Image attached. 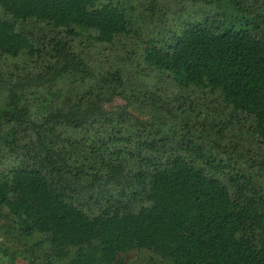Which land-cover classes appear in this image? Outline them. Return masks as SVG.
Returning <instances> with one entry per match:
<instances>
[{"label":"trees","instance_id":"1","mask_svg":"<svg viewBox=\"0 0 264 264\" xmlns=\"http://www.w3.org/2000/svg\"><path fill=\"white\" fill-rule=\"evenodd\" d=\"M131 8L0 0V60L21 58L0 64V211L20 221L13 234L39 233L56 258L95 242L104 264L131 250L171 264H264V0ZM136 30L140 75L154 78L137 93L150 108L153 93L176 103L148 119L127 111L119 67L89 51ZM71 70L77 78L33 118L29 97ZM187 91L212 97L201 123ZM116 96L124 104L106 108ZM8 244L7 264H40L18 263Z\"/></svg>","mask_w":264,"mask_h":264},{"label":"rangeland","instance_id":"2","mask_svg":"<svg viewBox=\"0 0 264 264\" xmlns=\"http://www.w3.org/2000/svg\"><path fill=\"white\" fill-rule=\"evenodd\" d=\"M125 7L131 8L130 14L138 13L139 0H123ZM155 23V22H154ZM145 32V31H144ZM142 35L141 33L133 32L128 36L122 38L120 41L114 42L111 46L106 47L104 50H97V47H92L89 49L90 55L96 59L94 64H98V61L103 60L105 64H112L113 66H118L123 72V78L129 86L127 87L129 91V99L133 102V105L127 107L132 115L137 116L140 119H148L150 113L153 110L152 107H162L169 108L170 112L174 111L175 101L166 99L164 94H152L153 106L150 108L145 102V98L141 97L139 90H145L141 82L147 83V89L154 85L153 74L149 77L140 75V65L139 53L141 49V43L137 38ZM19 58L6 57L0 60V64L5 66L7 69L13 68L14 65L20 64ZM77 78V73L75 70H71L63 74L60 78L55 80L51 84H45L39 87L34 95L29 97L30 110L33 118H38L43 112L46 111L50 103L55 102L57 98L63 93L65 88ZM170 87L168 88L169 91ZM131 91L136 92L135 100L134 96H131ZM167 92V90H166ZM168 93V92H167ZM185 95L189 96L191 99L190 104L192 108L199 111L198 122L201 123L203 119L201 114L204 113L205 107L201 105L202 102H209L212 99L211 96L202 97L199 91L188 92ZM124 104V99L116 96L110 103L106 105V108L114 107L116 105ZM213 106L214 103H206V106ZM159 116H165L159 110L156 111ZM160 112V113H158ZM175 114V112H174ZM179 114V113H178ZM181 115V114H180ZM1 118V117H0ZM222 118L221 115H216V119ZM2 119V118H1ZM18 224V225H17ZM21 223L18 219L10 220V218L2 211H0V242H9L8 246H13L14 249L19 251L20 256L16 257V261L22 262L24 259L22 255H28L37 258L38 262L42 264V260L48 264H104L99 260V250L95 242L91 244L89 248H84L80 250L71 249L67 256L63 258H56L54 256H48L52 254L49 248L48 242L39 233H34L27 236H16L15 232L13 234V226L16 228ZM10 241H7L9 240ZM46 258V259H45ZM0 264H7L4 259L0 258ZM112 264H171L170 260L160 258L157 254L151 250H131L128 252L120 253L116 260Z\"/></svg>","mask_w":264,"mask_h":264}]
</instances>
